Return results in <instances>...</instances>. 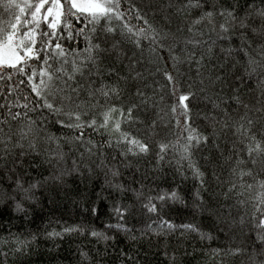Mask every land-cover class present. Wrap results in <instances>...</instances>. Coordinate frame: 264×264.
Listing matches in <instances>:
<instances>
[{
    "label": "snow or ice",
    "instance_id": "obj_1",
    "mask_svg": "<svg viewBox=\"0 0 264 264\" xmlns=\"http://www.w3.org/2000/svg\"><path fill=\"white\" fill-rule=\"evenodd\" d=\"M4 7L10 18L0 21V208L26 218L36 207L37 190L59 195L67 178L80 173L75 158L71 168L60 167L68 153L76 151L104 171L103 190L109 196L97 194L87 209L93 218H100V226L83 220H49L45 223L50 230L42 233L47 240L87 235L107 246L122 236L132 244L144 236L164 238L161 255L168 264H176V250L168 251L172 236L179 233L182 240L210 242L217 231L226 230L232 242L204 249L206 264H229L239 256L245 257L244 264H264V0L243 4L185 0L179 5L169 0L160 5L165 14L158 21L154 16L150 20L145 11L156 7L152 0L141 6L133 0H4ZM167 9L183 16L175 27ZM193 12L199 15L190 21L183 15ZM198 25L216 39H202L206 32ZM237 37L239 43L233 46ZM165 50L166 63L161 67L160 54ZM213 55L218 56L216 63L211 62ZM185 65L189 73L193 67L196 71L182 84ZM244 76L254 79L259 90L260 99L253 103L239 94ZM216 85L221 91L213 90ZM166 95L172 103H166ZM198 98L207 99L211 109L194 113ZM170 124L179 135L174 140L157 139V129ZM136 125L141 127L133 134ZM53 126L59 134L49 131ZM207 128L211 131L202 130ZM225 129L235 137L232 151L226 157L223 151L219 156L210 153L200 165L196 153L218 141ZM97 135L100 141L94 139ZM42 143L47 147L42 149ZM25 144L28 152L23 150ZM153 147L157 161H163L169 150L175 154L181 178L190 175L195 181L190 194L175 185L157 187L153 195L141 181L132 185L119 181L121 172L112 162L111 149L119 150L123 159L118 163L126 160L128 167L129 157L148 156ZM213 147L220 149V144ZM32 154L53 171L38 176L26 172L24 161ZM221 160L228 164L226 189L218 173ZM27 166L35 170L39 165ZM84 167L89 174L94 172L90 164ZM248 177L253 183L247 182ZM213 181L224 189L220 195L225 201L236 197L235 204L214 199ZM253 189L254 195L244 198ZM102 208L107 209L103 216ZM177 209L188 214L183 223H175L168 214ZM205 216L212 219L210 226L202 223ZM145 217L139 236L133 235L136 229L130 221ZM40 234L9 230L0 236V264H9V256L31 255ZM78 252L79 264H92L88 251L78 246ZM138 256L121 250L114 264H139Z\"/></svg>",
    "mask_w": 264,
    "mask_h": 264
},
{
    "label": "trees",
    "instance_id": "obj_2",
    "mask_svg": "<svg viewBox=\"0 0 264 264\" xmlns=\"http://www.w3.org/2000/svg\"><path fill=\"white\" fill-rule=\"evenodd\" d=\"M133 2L137 3L138 6H141L146 3L147 0H133ZM172 2L179 5L184 3L185 0H172ZM221 2H224V0H221ZM240 2L243 4L244 0H240ZM152 3L156 7L154 9L146 8L145 11L147 12L150 20H152L154 16L155 20L158 21L160 20V17L165 14V9L161 8L160 5L166 6L169 3V0H152ZM124 6L126 7L127 4ZM166 11L171 13L173 16V27L176 26L178 21L183 19V16L175 13L173 9H167ZM183 15L187 16L188 20L190 21L192 18L199 15V13H184ZM9 18L10 14H8L7 9L4 7V0H0V21H7ZM133 23H135V21H133ZM76 26L80 27L81 24L78 23ZM197 27L206 32L205 37L202 39L207 40L209 37L211 40L216 39L215 34L207 32L203 25H198ZM238 43L239 40L237 37L233 40V46ZM79 46L80 48H83L85 45L81 41ZM220 46L221 45L218 42L216 48L214 49L216 54H219ZM223 46L227 47V43H224ZM197 54H199V52ZM145 55H147V53H145ZM160 55V66L164 67L166 63L164 59L166 50L165 52H161ZM208 59L209 58L206 57V61ZM217 59L218 56L213 55L211 57V62L216 63ZM236 59H240V57H236ZM181 71L187 73L184 77L180 78L183 84L188 80L189 76H194L196 70L193 67L192 71L189 73L188 66L185 65L182 67ZM155 79L160 81L161 84L164 83L160 76H156ZM233 87H236V85L233 84ZM213 90L216 92L221 91L219 85H216ZM239 94L246 103H253L254 100L260 99L259 90L256 89L255 80H250L247 76H244L243 81L239 84ZM172 102V98L166 95V103L170 104ZM193 104L194 113L196 109H200L201 111L211 109V104L207 99L198 98L193 102ZM226 104H230L232 109L236 108V105L231 101H226ZM197 123H201V121L197 120ZM140 127V125H136L134 128H132L131 130L133 134H136V128ZM202 130L210 132L211 128ZM49 131L59 134L55 126L51 127ZM157 132L159 133L157 139L162 138L165 140H174L175 137L179 135V130L174 124H170L168 126L161 125L157 129ZM89 135H91V133H89ZM94 139L100 141L101 138L99 135H97L94 137ZM234 139L235 137L231 135V131L225 129L224 135H221L218 141H213L196 153V160L200 165H204L205 158H207L210 153L214 154L215 156H219L220 152L223 151V155L225 157L228 156L232 151L231 141ZM214 143H219L220 149L214 148ZM46 147L47 145H44L43 143L41 144L42 149ZM23 150L25 152L29 151L26 144ZM64 151L68 152V148L65 147ZM107 151L109 150L106 148L105 152ZM118 151L119 150L115 148L111 149V156L115 158L112 162L117 163V166L120 169V182L132 185L134 180L141 181L145 183L148 188L152 189L153 195H155L157 187L168 188L169 186L180 185L182 193L185 194H190L195 188V181L190 175H188L187 172L185 173L188 175L187 180H183L179 175L176 159L174 158L175 154L172 153L171 150H169L168 155L163 161H157L155 159V152L157 149L153 147L152 153L148 156L137 158L129 157L131 164L128 167L124 166V164L128 163L126 160L123 164L118 163L123 159L118 155ZM74 158L78 161L77 166L80 168V173H83V176H81L80 173H73L71 176H69L59 195H53L43 190H37L35 193L38 198L36 207L31 209L26 218L22 214L9 215L10 210L8 208H0V212L3 213L2 217H0V236H6L9 230L13 232H24L25 234L39 230L41 233L38 235L36 242L33 244L31 255L20 258L9 256V264H79L80 256L78 252V246L89 252V255L93 258L92 264H97V262H99V264H114V261L121 250L132 251L134 256L139 254V264H168V260L163 255H161L162 246L165 243L164 238H160L158 240L155 237L149 238L148 236H144L142 239L138 240L136 244H132L127 237L122 236L117 240L110 242V244L106 246L102 242L98 244L96 240L87 235L64 237L63 239L56 240L55 242L47 240V238L42 235L45 230H50L45 223L49 220H60L61 222L67 221L68 223H77L83 220L85 223H95L97 226H100V218H93L87 209L89 208L91 202L96 200L97 194L105 197L109 196L108 191L103 190L106 187L104 185V171L101 169H96L95 164L92 163V160H89L87 157L82 159L79 153L76 151L69 152L64 161L61 162L60 167L71 168ZM92 159L95 160L96 158L93 157ZM30 162H34L39 166L33 170L32 167L27 166ZM24 163L26 165L25 171L32 176H38V173L48 175L49 172L53 171V168L47 163L40 164V158L36 157L35 154H32L29 159L24 161ZM86 163L90 164L94 168L93 173L89 174L87 172L86 168L84 167ZM220 163L222 167L218 169V173L220 174V179L224 182V188L226 189L227 181L230 179L228 164L223 160H221ZM247 182L253 183V178L248 177ZM134 186L139 187V184ZM223 190L224 189L220 188V186L216 184L215 181H213V186L210 192L216 194L214 199L218 200L219 203L235 204V196H232L227 201L224 200L223 196L220 195V191ZM254 192L255 189L246 192L244 198L254 195ZM147 194L148 193L145 192V195ZM113 195L115 196V194ZM205 195L207 198V195L209 194ZM107 203L108 201L106 200L105 204ZM106 211L107 209L102 208V216L106 213ZM168 214L177 224L183 223L188 215L186 212L179 209L176 211L168 210ZM233 214L235 215V212ZM151 219L154 220L156 218L153 216ZM147 220V217L131 220L130 225L134 226L136 229V231L132 234L139 236V230L143 227V224L146 223ZM202 223L205 226H210L213 221L210 217L205 216L202 219ZM55 226V224H52V227ZM245 233H247V229H245ZM109 235H111V233H109ZM215 235L217 238L213 241L198 242L192 239L182 240L179 238V233H177L175 236H172L170 239H168V251L171 253L174 249L176 250V264H206L207 256L204 249H206L209 245L211 247H226L232 242L226 230L217 231ZM244 262V256H239L229 260V264H244Z\"/></svg>",
    "mask_w": 264,
    "mask_h": 264
}]
</instances>
